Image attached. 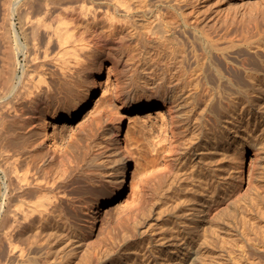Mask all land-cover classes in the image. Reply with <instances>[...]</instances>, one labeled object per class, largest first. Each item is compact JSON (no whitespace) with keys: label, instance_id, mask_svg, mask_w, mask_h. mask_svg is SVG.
<instances>
[{"label":"rangeland","instance_id":"374dc122","mask_svg":"<svg viewBox=\"0 0 264 264\" xmlns=\"http://www.w3.org/2000/svg\"><path fill=\"white\" fill-rule=\"evenodd\" d=\"M16 1L0 0V165L3 163L5 165H2L3 168L0 166V187L4 186L6 182V171L4 170L11 164L13 165V161L22 163V167L23 165L25 167L30 165L32 169L31 176L32 174L35 176H32V178L40 176V179H42L41 177L51 179L52 174H58L59 178L61 175L64 176L65 173H71L70 175H72L80 171L81 173L83 171L90 172L92 170L88 169V165L92 161L96 163V171H94L96 173L93 175L95 179L90 182L87 181L89 186L85 181H80V186L78 182L75 183L79 188L82 187V191L78 189L77 192L73 191V194L71 193V196H77V200H75L76 197L73 199V202L75 201L74 204H71L73 209L70 204L66 207L67 209L69 207L68 210L70 211L72 209L67 214L68 218L65 217L69 226L67 224L64 226L65 229L62 227L58 229L59 231L56 229L55 232L54 230L50 232L52 235H55V233L57 235V231L63 233L62 236L65 235L64 242L66 244L69 242V245L63 242L61 246L64 248L57 249L56 255L55 250L47 264H85L84 260L87 261L88 259H91L92 263L89 260L86 264H100L103 261L104 264H264V77H262L264 76V0H173L178 4L177 8L175 10L170 9L165 17L166 21H171V23H174L173 25L177 24L174 26L175 28L172 25L171 27L173 28L172 31H177L176 35L180 36V39L183 37L184 40H191L196 33L206 38L205 34L208 33L218 46H230L227 51L231 54L229 53L226 57L228 65L220 60V56L215 55L216 62L224 65L226 72L223 71L226 76L221 78V76H218L219 73L213 70L211 72L212 80L205 84V93L207 91L209 94L212 90V94L210 93L207 100L208 102H216L215 105H218V109L220 107L225 108L223 104L229 106L226 109L219 110V116L225 117L226 120V117L230 118L229 121L227 120L229 125L226 124L229 128L226 126L227 128L223 127V130L222 127L217 126V128L212 129L214 130L212 137L221 135L227 130L228 143L218 150L220 154L217 153V155L220 158V164L224 163L221 167L225 174L223 176H226V178L220 180L226 181L229 177L227 186L230 185L229 187L233 188V191L227 195H231L232 198L229 201V196L224 194L220 200H215L214 210L217 212L213 210L212 214L217 213L215 214L216 218L218 215L220 216L216 220L215 216L212 215L214 223L211 220L212 218L209 221L213 223V227H211V224L210 229L217 227L211 229L213 233L207 231L206 234L210 235V239L209 237L204 238L202 237L205 233V222L203 221V224L200 225L203 233L199 230L200 235H203H198L199 242L193 240L194 237L190 238L191 242H188L189 234H185L186 230L197 225L194 222H187V217L190 216L189 214L194 210L193 208H196L195 205L200 206L202 203L198 195L199 191H196L198 188L189 185L191 189L194 188L192 189L193 192L187 190L184 193V190H186L184 185H171V179L166 178L164 174H160L161 170L164 169L161 166H166V159L163 157H166L169 153V148L166 150L170 145L169 139H173L170 130L172 118L167 105L171 101V95L161 92V96L165 95L167 97V101L164 103L163 100H158L160 99L159 94L155 96L151 89L144 87L146 80L143 70L150 63L146 58L149 54L148 50H150H146V36L156 39L165 30L162 23L155 22L152 31L146 32L148 26L152 25L153 18L152 14L148 13L149 8L146 4L160 3V0H128L133 5L131 18L117 21L115 26L111 25L104 13L107 1L98 0L99 2H97V0H93L100 5L101 3L106 5L101 8L103 14L98 13L97 18L99 19L94 21L93 15L90 14L88 18L91 16L92 19L83 18L78 23L80 26L79 35L92 44L91 47L88 45L81 51L82 63H79L73 54L61 51L55 41H52L50 45L48 44L47 31L44 30L45 28H41L42 26L36 19L38 17H35L44 14L46 9L43 6L44 0H33L35 4L37 1H42V4L37 2L36 5L38 7L43 6L36 9V5H33L32 1L31 5L35 6V9L31 6L33 11L29 8L30 4H27V0H18L19 3ZM23 1L25 3L24 8L23 4L20 6ZM74 2L77 1L74 0ZM97 3L96 5H98ZM18 4L21 12L18 11ZM55 8L54 13L56 14L57 11L55 10L60 8L59 6ZM12 9L16 10L13 11L16 13L12 14ZM26 9L28 12L25 13ZM144 10L147 11L146 14ZM29 11L37 14L35 16L34 14H28ZM19 12L20 14L23 12V15L17 14ZM54 13L53 16H55ZM44 15L48 16V13ZM29 16H32L31 19H35L33 20L35 22L31 21L32 24L37 23L38 26H41L40 29L37 25H34L36 26L34 27L30 24L31 19ZM25 17H29L28 20ZM184 20L188 21L189 24ZM13 24L16 26L17 31L19 30L21 42L16 38ZM202 31L206 33L203 34ZM61 54L66 55L65 59L70 66L69 69H74L68 71V73H73L67 74V77H63L64 75H62V70L57 62V58L61 57ZM241 58L244 59L242 60L245 68L243 71L244 79L246 77V81L244 80V84H246H243V89L246 91L244 93H247L245 94L247 98L244 99L247 106L245 105L242 114V117L246 120L243 126L242 144L236 141L238 133L234 118H232L237 115L234 116L233 114L237 105L236 101H238L237 92L235 91L236 85L233 83L236 74L234 68H236L235 65H238ZM245 61H247L248 66ZM136 68H138L137 71ZM253 73H255L254 75L257 74V77L253 76L252 80ZM40 75L42 79L39 78ZM94 79L99 85L98 90L93 95L86 113L80 118H76V108L82 98L84 87L86 88L87 84ZM224 79L227 82H225L226 84L222 82ZM41 81L43 82L41 83ZM10 82L14 86L11 92L6 90L7 86L11 85ZM35 82L42 85L36 87ZM30 86L36 94L39 93L41 88L40 93L43 94L41 100L39 99L36 102L31 100L32 96L27 94L31 90ZM220 88L221 90H218ZM222 88H225V90ZM121 90L132 93L133 96L135 95L136 100L149 98L153 103L160 105L148 114L143 112L140 109L141 107L130 109L123 101L124 92L122 93ZM221 91L228 98H224L225 96ZM7 92L9 93L7 94ZM211 96L214 98L211 99ZM218 97L220 99H217ZM222 97V100L225 99L226 102L221 105ZM229 98L232 101L234 98L235 101L230 103ZM214 99L220 102L218 101V103ZM227 108H230V113H228L229 109L227 110ZM223 111L226 113L224 116ZM109 114L114 117L115 122L120 124L122 122L123 124L122 142L130 144L132 166L130 171L133 172L134 170L132 175L136 173V177L133 183L129 180L128 186L119 198L101 208L94 226L91 227V204L106 196L113 185L114 179L118 178L123 172L121 169L118 171L119 163L115 161L117 160L116 152L112 146L108 145L111 130L106 118ZM50 115L56 116L51 126L59 137V145L55 148L44 143V137L40 130L43 117ZM93 131L99 133L95 132L94 134ZM167 144L169 145L167 146ZM154 145L156 147L162 146L163 151L161 148L158 154V149ZM149 146L151 149H149ZM203 150H200L202 156L197 154L199 157L195 154L192 160H198L199 158V160H203L204 152H209L210 149ZM11 153H14L11 156L12 158L6 159V156L9 154L10 157ZM153 154H155V158L152 157ZM159 155L161 157L158 160L156 156ZM14 156H17L18 161L15 160ZM150 159H154L155 164L158 163L155 165ZM182 160L180 159L181 162L179 161L178 166L183 165L182 162L185 158ZM8 161H10V164ZM78 163H80V167L75 168V171L71 170L70 166ZM156 167L160 170L159 172L156 171ZM85 168L87 169L85 170ZM69 169L70 172H68ZM46 171L47 174L52 176L47 175ZM162 175L164 176L162 177ZM81 182L83 185H81ZM233 186L239 189L237 190ZM83 187L86 188L84 191ZM189 187L188 189H190ZM71 188L73 186L69 187V189ZM239 191L240 193H237ZM144 200L145 203L142 202ZM90 201L92 203H89ZM200 201L201 203H199ZM218 201H221V203ZM138 204H145V207L142 205L145 210L143 211ZM76 205L81 206L76 208ZM168 206L174 207V210L172 211V208L170 210ZM135 211L136 215L138 211L141 212V214L139 212L137 218L134 214ZM72 212H75V217ZM72 219L73 222H71ZM132 225H136V227ZM45 236L48 237L47 233ZM176 236L181 239L178 240ZM203 238L210 241L206 243ZM2 239L0 240L1 247L4 246L1 243H5V240ZM200 240L201 243L204 242L205 244H201ZM157 246H160L161 249L167 246V249L171 251L167 255L161 249L158 250L160 247ZM5 247L7 248L6 243ZM67 247L71 249L69 253H72H67L70 250ZM4 248H1L0 251H3ZM74 248H77V251ZM153 249L154 253H152ZM66 250L67 252H64ZM5 251L7 252V250ZM3 252H0L1 264H3L2 260L4 262L6 260ZM105 253L109 254L108 257L107 255L103 256ZM156 253L157 255L159 253V256H156ZM191 254H193V262L188 261ZM12 260L15 264L17 262L19 264H31ZM44 262L43 260L40 264H44Z\"/></svg>","mask_w":264,"mask_h":264},{"label":"bare ground","instance_id":"6f19581e","mask_svg":"<svg viewBox=\"0 0 264 264\" xmlns=\"http://www.w3.org/2000/svg\"><path fill=\"white\" fill-rule=\"evenodd\" d=\"M27 1H28L27 4L28 5L30 4L29 8L31 9L33 7L35 9V6L31 5L32 3L34 5L35 2L33 0H31V1L27 0ZM29 1H30V3H29ZM76 1L77 2H74V0H73V2H72V0H44L43 6L46 8L45 9L46 12L44 11V14L48 13V16H46L44 14H42L40 16L39 15L35 16L37 13L36 14L33 12L31 13V11H33L32 9H31V11H29L30 13H28V14H31V15L34 14L35 17H38L36 19L42 27L38 26L37 23L36 24L34 23V25H37L39 29H40V27L45 28L44 30L47 31L48 42H49L48 44L49 45L52 41H55L56 44L59 45L61 51L73 54L74 56H76V60L79 63H82L81 51L84 48H86L88 45L91 47L92 44L90 42L86 41L83 36L79 35L78 32H79L80 26L78 23H80V21L83 18L92 19L91 16H90V18H88V16L90 14L93 15L94 21L99 19V18H97L99 15L98 13H100L101 10H103V9H101L102 6H104L106 4L103 5V3H101V5H100L97 3V2H99L98 0L96 2L98 5H96V3L93 0H90V1L89 0H76ZM106 1H107V5H106V9L104 7V9H105L104 13L106 14V17H107L106 19L109 20V22L111 23L112 26H115L117 21H122L123 19L129 20L131 18L130 16L132 15L133 5L128 0H106ZM16 2H18V0ZM37 2H39V1H37ZM37 2H36V4H38ZM41 2H39V4H42ZM159 2L160 3L155 2V3L146 4L149 8L148 13L152 14V17H153L152 18V25H150V24H149L150 26L147 25L148 28H147L146 32L149 33L150 31H152V28H153V25L155 22L162 23L165 27V30L161 33V36L159 38H156V39L151 38V36L150 37L146 36V38H147L146 39L147 40L146 50L150 49V50H148L149 54H148V56H146V58L148 59V62H150V63L147 65L146 69L143 70L144 77L146 80L144 87L151 89L154 92L155 96H157L158 94L160 95L161 92H164V94H168L169 96L171 95V101L167 105L169 107V111L171 113V118H172V122L170 124L171 125L170 130L172 131L173 139H169L170 145L167 144V146L168 145L169 146L166 148V150H168V148H169V153H168V155H166V157H163L166 159V163H165L166 166L165 167L161 166L164 169L159 167L162 169L160 174L166 175V178L169 177L171 179V185H175V184H176V186L184 185V189H186V190H184V193L187 190L192 191V189H194V188L191 189L189 187V185L196 186L195 188H198L201 190L200 191L198 189L197 190L195 189L197 192L199 191L198 195L200 196L199 198H201L202 203L200 201L199 202V203H201L200 206L195 205L194 207H196V208H193L194 210L189 214L190 216L187 217V222H189V223L194 222V224H197V225L193 226V228H190L189 230L185 229L186 230L185 234H189L188 242H191L190 238H193V237H194L193 240L195 239L196 242H199L198 241V235L199 236L203 235V234L200 235V232H202V230H203V229L202 230L200 229L201 228L200 225L203 224L202 223L203 221L205 222L204 223L205 233L202 236L204 238H208L210 236V235L208 236L206 234L207 231L212 232L213 230L211 231V229H214L217 227V226H215L214 228L210 229V225L212 224L211 227H213V223H214V221H213L214 218H212V215H213L212 212H213L214 207H215V200L216 199L220 200L221 197L224 196V194L227 195L233 191V188L229 187L230 185L227 186L228 185L227 179L229 177H227L226 181L220 180L222 178H226V176H223L225 174H224L223 168L221 167L224 163L222 165L220 164V161H219L220 158L217 155V153L220 154V152L218 150L222 146H226L228 143L227 133H226L227 130L225 131V133H222L221 135H218V136L216 135L215 137H212V132L214 131L212 129L217 128V126L222 127V129H223V127L229 128V126H228L229 123H227V122L230 120V118L226 117L227 120L229 119L227 121L225 119V117H221V115L219 116V114H220L219 110L226 109V107H229V106L228 105L226 106L223 104V106L225 108L220 107V109H218L219 108L218 105H215L216 102H214V101L208 102V100H207L208 96H210V93L212 94V90L209 94L207 93V91L205 93V86H206L205 84H208L209 81L212 80L211 72L213 70L216 73L218 72L219 73L218 76H221V78L222 77L224 78L226 76L225 75L226 70L224 68V65L222 63L216 62L215 55L220 56V58H221L220 60L224 61L225 64H227L226 63V57L230 53V52L228 53L227 49L230 46L229 47L228 46H218L217 43H214L213 37H211V35H209L208 33L205 34L206 32L204 33L203 31H202V33L205 34L206 38H204L203 36H200V35H198V33H196V35H194V37L191 40H189V39L184 40L185 38L183 39V37L180 39L179 38L180 36L176 35L177 31L176 30L172 31L173 30L172 27L176 26L177 24L173 25L174 23H171V21L165 20L167 12L170 9L175 10L177 8L178 4L176 2H173V0H160ZM89 3H91V4H89ZM24 4L25 3L23 1V2H21L20 6L22 5L24 8ZM40 6H42V5H40ZM56 6H59L60 9L55 10V11H57V13L55 14L54 8ZM10 7H12V5ZM37 7H38V5H36V9H37ZM42 7H38V8L40 9ZM6 8H7V5H6ZM99 9H100V11H99ZM38 10H36V11H38ZM11 11H12V14L16 13V12H13L16 10L12 9ZM18 11L21 12V8L19 10V4H18ZM41 11H43V10H41ZM20 12L17 14H20ZM23 12L20 14L21 16L23 15ZM26 12H28L27 9L25 10V13ZM34 12H35V10H34ZM144 12L146 14L147 11L144 10ZM40 13H38V14H40ZM53 13L55 16H53ZM28 14H25V15L28 16ZM121 16H123V18H121ZM31 17H30V19H31ZM28 18L25 17V19H27V20H28ZM27 20H26V22H27ZM33 20H35V19L34 18L31 19L30 22ZM87 21H89V20H87ZM177 21H179V20H177ZM33 22H35V21H33ZM33 22H31L30 24H32ZM186 23H188V21ZM171 25H172V27H171ZM34 27H36V26H34ZM14 28H15V33L17 36L16 38L18 39V41L21 42L22 39L20 38L21 36H19V33H18L19 30L17 31V28L15 25H14ZM149 41H153V42H149ZM20 42H17V43L22 45ZM230 45H232V44H230ZM240 49H242V48H240ZM65 56L66 55L61 54V57L57 58L58 65L60 66L62 73H63L62 75H64L63 77H65V76L67 77L68 76L67 74L73 73V72L68 73V71L70 70L69 69L70 66L67 63ZM242 60H244V59L241 58L240 62L239 63L237 62L238 65H235L236 68L233 67L234 70L236 69L235 70L236 74L234 75V72L232 74L234 75L233 83L236 85L235 91L237 92V97H238L237 100L238 101H236L237 105H236V109H235L234 114L231 113L234 116L237 114L235 117H232V118H234L233 120H234L235 128H237L236 131L238 133V135L236 136V141H239L240 144L243 143V132H244L243 126H244L245 121H246L245 118L242 117V114L244 112L245 107L247 106V104H245V100H244L247 98V97H245V94H247V93H244L245 89H243V84H244V80L246 79V77L244 79L243 71L245 68H244V62ZM245 64H247V61H245ZM247 66H248V64H247ZM71 70H74V69H71ZM135 70L137 71L138 68H136ZM223 70H225V72ZM96 73H98V72H96ZM254 74L255 73H253V75L251 76L252 80L257 75V74L256 75H254ZM262 77H264V76H262ZM39 78L42 79L41 75ZM45 79H43V80H45ZM227 79H229V78H227ZM213 80H214V78H213ZM221 80H223V79H221ZM260 80H261V78H260ZM35 81L37 82V80H35ZM89 81H91V80H89ZM36 82L34 83L36 87H39L42 85V84L39 85V83H36ZM42 82L43 81H41V83ZM222 82L224 84L226 82L225 79ZM6 83H8V82H6ZM10 84H11V82H10ZM6 85H8V84H6ZM7 87L9 89L6 88V90L11 92L13 90L14 86H13V84H11V85H8ZM98 87H99V85H98L96 79H94L92 82H89L87 84L86 88L84 87V91L82 93V98H81V100L78 103L77 108H76V110H77L76 111L77 114L75 116L76 118H80L82 115H84L86 113V111L89 107V104L93 98V95L98 90ZM224 87H226V86H224ZM29 88L31 89V86ZM29 88H28V90H29ZM233 88L235 89V87H233ZM212 89H213V87H212ZM222 89L225 90V88H222ZM192 90H196V91H192ZM218 90H221V88ZM40 91H41V88H40ZM40 91H39V93L36 94L35 91L33 89H31L27 92V94L32 96L31 100L33 102H36L39 99L41 100L43 97V94H42V92L40 93ZM9 92H7V94ZM123 92H124V95L122 97L123 101H124V103H126L129 106L130 109L135 108V107H137V108L141 107L140 109H142L143 112H146L148 114V112H150L154 109H157L160 105L158 103H153L152 100H150L149 98H145L143 100H136L135 95L133 96L132 93L122 91V93ZM217 92H219V91H217ZM226 92H227V89H226ZM222 94H223V92H222ZM224 94H223V96H225ZM226 97L227 96H225L224 98H226ZM159 98L160 99H158V100H163L164 103L167 101V97H165V95L164 96L160 95ZM213 98L214 97L211 96V99H213ZM217 99H220V98L218 97ZM222 99H223V97L221 98V100ZM228 100H230V103L235 101L234 98H233V101L230 98ZM218 101L219 100H217V102ZM223 102L224 103L226 102L225 99H224V101L222 100L221 105ZM228 103H229V101H228ZM221 105H219V106H221ZM227 110H228V113H230V108H227ZM231 111H232V109H231ZM221 114H222V112H221ZM224 114H226V113H224V111H223V116H224ZM231 114H229V115H231ZM55 117H56L55 115L44 116L42 121H41V124H40V130H41L42 136L44 137L43 138L44 143H46V145H48L50 147H54V148L59 145V137L57 136L56 132H54L52 127H51L52 122L55 119ZM106 120L108 121L109 128L111 130V134L108 137V139H109L108 145L112 146L113 150L116 152L117 160H115V159L114 160L119 163V168H118L119 170L118 171H120V169H121L123 172L121 171L122 174L119 175L118 178L114 179L113 185H112L110 191L106 194V196H104L103 198H100L99 200L97 199L98 201L96 203H92V201L89 202V203H92L90 206V209H91L90 210L91 211L90 212V214H91V220H90L91 227L94 226V224L98 218L97 214L99 213L101 208L103 206H106L109 202L115 200L116 198H119L121 196V194L124 192L125 188L128 186L129 180H131L130 182L133 183L135 180V177H136V173L132 175V173H134V170H133V172L130 171V169L132 168L130 144H128L126 142H122V137H123V133H122L123 124H122V122H121V124L115 122L114 117L111 114H109L107 116ZM226 124H228V125H226ZM231 125H233V124H231ZM93 132L95 134V132L97 133L98 131H93ZM165 146H163V147H165ZM161 148H162V146L156 147V149H158V151L156 149L155 150L157 151L158 154H159V151ZM149 149H151L150 146H149ZM203 149H210L209 152H207V151L204 152L203 160L202 159L199 160L200 158L198 159L197 157L196 158L198 160H196V159L192 160V157L195 156V154L201 155L200 153H202V152L200 150H203ZM161 150L163 151V148ZM166 150H164V151H166ZM238 150H239V148H238ZM188 153H189V155H187ZM9 154H8V156H6V159L12 158L11 156L14 153L13 154L11 153L10 157H9ZM155 154H153V156H152L153 158H155V156H154ZM116 155H114V156H116ZM160 155H162V154H160ZM160 155L156 156V158L158 160H159V157H161ZM199 155H197V156H199ZM14 157H15V160L18 161V159H16L17 156H14ZM184 158H185V160H184V162H182L183 165L178 166V163L183 161L182 159H184ZM238 158H240V157H238ZM13 159L11 160V162L13 161ZM160 159H162V158H160ZM180 159H181V161H180ZM151 161H153L152 163L155 164L154 159ZM8 162L10 164V161H8ZM1 163H2V161H1ZM6 163H7V161H6ZM12 163H13V165L11 164L8 167L9 169L6 167V170H4V171H6V182H5L4 186L2 185L0 187V230H1L0 236L2 235L1 239L3 238L5 240V243L7 246V248H6L5 243H3V242L1 244H4V246L3 247L0 246L2 249L4 247L6 248V249L4 248L3 251L7 250V252L6 251L5 252L0 251V252L5 253V256H6V258H5V257H3L4 255H2V257L6 259L5 262H4V260H2L3 264L4 263L5 264H12V262H14V260H12V259H15V261H19L21 263L22 262H25V263L29 262L31 264H36V263L40 264V262H42L44 260L45 261L44 264H47V262L50 261L52 254H54V251L56 250V253H55V255H56L57 249L61 250L60 248L63 247L61 245H63V242L65 241V238H64L65 235L63 237L62 236L63 233L61 234V232H58L59 231L58 229H61L62 227L66 226L68 224V222L65 220V217L67 216V214L69 213L70 210H68L69 207H68V209L66 207L69 206V204H70V207L72 208L73 205H71V204H74V202H75V201L73 202V199L76 197L75 200H77V196H71V193L73 194V191L77 192L78 189L82 188V187L79 188V186H80L79 182L80 181H82V182L85 181L87 183V181L90 182L93 179H95L93 175H95V173H96V172L94 173V171H96V163H94L93 161L90 162V164L88 165V169L92 170L90 172L83 171L84 169L82 170L83 171L82 173L80 171L79 173H73L72 175H70L71 173L66 174L65 172H63V173H65L64 176L61 175V177L59 176V178H58V174L57 175L52 174L53 175L52 176L50 174H47V171H46L47 175L52 176L51 179H49V177H45V178L41 177L42 179H40L39 178L40 176L39 177L36 176L37 178H32V176H34V174H32V176H31L32 169H31L30 165H28V166L26 165V167L23 165V167H24L23 168L21 165L22 163H20V162H16V163H19L21 166L19 164H16L15 161H13ZM3 164L0 165L2 168H3V166H5ZM155 165H154V167H155ZM70 167H71V170H74L75 168L80 167V163H78L76 165H71ZM86 169L87 168H85V170ZM156 169H157L156 170L157 172L160 171V170H158L157 167H156ZM4 171H3V173H5ZM57 171H59V170H57ZM68 172H70V169ZM35 173L37 174V172H35ZM164 175H162V177ZM76 182L79 183V186H77L75 184ZM82 182H81V185H83ZM217 182H219V183L217 184ZM87 184L89 186V183H87ZM71 186H73V188L69 189V187H71ZM168 186H170V185H168ZM176 186H175V188H177ZM84 187H86V186H84ZM84 187H83V191L86 189V188L84 189ZM188 187L190 189H188ZM234 188H236V187H234ZM236 189L238 190L239 188H236ZM236 189H234V190H236ZM175 190H177V189H175ZM81 191H82V189H81ZM81 191H80V193H81ZM178 192H181V191L179 190ZM188 192H187V194H188ZM197 192H195V193H197ZM235 193H236V191H235ZM237 193H240V191ZM174 194H175V192H174ZM233 195H234V192H233ZM187 196H189V195H187ZM193 196H194V194H193ZM195 196H196V194H195ZM227 196H229V201H230L232 198V197H230L231 195H227ZM235 196H236V194H235ZM233 198H234V196H233ZM145 199H146V197H145ZM141 200H143V199L141 198ZM222 200L224 201L225 199H222ZM140 201H139V203H140ZM142 202L145 203V200ZM218 202L221 203V201H218ZM226 202H227V200H226ZM76 204L78 205L77 201H76ZM138 205L141 206L143 211L145 210V208H143V207H145V204H142L143 207L141 204H138ZM79 207L77 206L76 208H79ZM168 207L170 208V210H171V208H172V211L174 210L173 209L174 207H170V206H168ZM192 207H193V205L191 206V208ZM169 208H168V210H169ZM72 209H71V211H72ZM75 209H74V211H75ZM140 211L137 212V215L139 214ZM75 212L74 213L72 212V215L74 214L73 215L74 217L76 216ZM215 212H217V211H215ZM135 213H136V211L134 212V214ZM140 214H141V212H140ZM215 214H217V213H214L213 216H215ZM137 215H136V218H137ZM219 216L220 215H218L217 218L215 216L216 220L218 219ZM66 218H68V216ZM136 218H134V219H136ZM210 219L213 221V223H211L212 221L211 222L209 221ZM69 220H71V219L69 218ZM71 222H73V219ZM217 222H215V223H217ZM137 223H138V220H137ZM185 223H186V221H185ZM136 225H132V226L136 227ZM68 226H69V224H68ZM175 227H176V225H175ZM56 229L58 230L57 235H56V233H55V235H52L50 232L53 230L55 232ZM63 229H65V227ZM199 230H201V231L199 232ZM178 232H180V231H178ZM46 233H47L48 237L45 236ZM66 233H67V231H66ZM205 234L207 235V237L205 236ZM184 237H182V238L184 239ZM204 238H203V240H204ZM212 238H213V236H212ZM179 239H181V238H178V240ZM209 239H210V237H209ZM209 239L208 240L205 239L206 243L208 241H210ZM68 240H66V241H68ZM205 240H204V242H205ZM81 242H84V241H81ZM201 242L202 241L200 240V243ZM200 243H198V244H200ZM203 243H201V244H203ZM66 245H64V246H66ZM86 245H88V243H86ZM175 245H176V243H175ZM157 247H160V246H157ZM68 249H70V248H68ZM154 249H153L152 253L155 252ZM159 249H161V247L158 248V250ZM74 250L77 251V248H74ZM69 251H71V249L68 250V252H67V250L64 252H67L68 254L72 253V252L69 253ZM161 251L164 253L166 252L168 255V253H170L171 250H168L167 246H166V247H162ZM67 253H66V258H67ZM85 255L87 256V254H85ZM85 255H84V257H85ZM106 255L108 257L109 254L105 253V255H103V256H106ZM89 256H90V254H89ZM156 256H159V253H158V255L156 253ZM156 256H154V257H156ZM195 257H197V256H195ZM87 258H89V257L87 256ZM0 260H1V258H0ZM89 260H90V262L92 261L91 259H88L87 261L84 260V261L87 263V262H89ZM98 261L100 262L101 260H98ZM188 261L193 262V254H191L189 256ZM103 262H101V263L104 264L105 262L104 263ZM14 264H15V262H14ZM16 264H19V263L17 262Z\"/></svg>","mask_w":264,"mask_h":264}]
</instances>
